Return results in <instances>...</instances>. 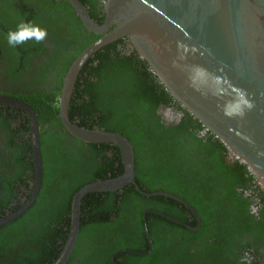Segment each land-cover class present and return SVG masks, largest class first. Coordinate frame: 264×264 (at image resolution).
<instances>
[{
    "label": "trees",
    "instance_id": "obj_1",
    "mask_svg": "<svg viewBox=\"0 0 264 264\" xmlns=\"http://www.w3.org/2000/svg\"><path fill=\"white\" fill-rule=\"evenodd\" d=\"M16 1L4 0L1 8L5 18L0 19V63L5 67L4 78L22 89H0V95L21 100L34 111L40 128L43 175L35 202L15 221L0 227V264H54L68 238L74 194L87 184L121 175L123 168L115 145L81 142L64 129L59 118V97L66 73L81 52L100 36L81 24L65 0H40L37 11L22 10L31 6L29 0ZM78 1L94 22L102 23L104 12L95 6L96 0ZM22 20L46 29V40L10 47L7 32ZM128 41L124 38L108 44L84 64L72 93L69 120L82 128L125 137L134 151L135 179L140 189L147 194L161 192L181 199L198 215L200 229L191 232L157 214L187 223L191 213L184 205L160 195L143 196L132 185L115 192L91 193L82 199L80 232L67 264L98 261L97 254L82 256L76 251L83 243L81 233L88 226L93 232L87 244L96 250L99 246L110 247L113 241L109 243L107 238L95 235L110 236L108 231L115 228L110 217L115 213L126 223L134 221L135 236L124 227L125 232H116L121 236L116 246L147 250L142 221L145 210H150L146 219L154 249L150 256L136 255L143 261L160 260L165 254L162 236L168 237V231L191 238L231 235L236 248L247 237L243 249L261 248L264 200L259 215H252L249 199L238 191L242 186L251 188L249 183L254 182V177L238 161L225 160L228 149L213 134L208 132L204 138L196 135L204 127L174 102L135 50H125L131 49ZM171 102L183 116L177 123L165 126L157 111ZM33 178L28 117L19 109L0 105V218L18 210L30 198ZM260 192L259 197L264 199V191ZM191 225L195 226L194 220ZM129 235L134 238L127 241ZM251 235H256L258 244L250 240ZM198 241L207 254L215 253V244ZM109 253H104L106 264H112ZM175 256L166 264L176 263Z\"/></svg>",
    "mask_w": 264,
    "mask_h": 264
},
{
    "label": "water",
    "instance_id": "obj_2",
    "mask_svg": "<svg viewBox=\"0 0 264 264\" xmlns=\"http://www.w3.org/2000/svg\"><path fill=\"white\" fill-rule=\"evenodd\" d=\"M81 24L99 35L71 63L59 97V118L75 139L88 144H112L120 153L123 172L115 178L96 181L80 188L71 200L67 241L54 264H67L78 239L80 206L91 193L122 190L132 185L143 196L160 195L194 210L181 199L167 193L147 194L135 179V158L130 142L120 134L87 129L73 124L68 109L78 75L88 59L101 48L128 38L135 51L148 63L165 89L185 111L209 129L227 149L231 161L246 166L264 190V0H109L103 5L101 24L94 22L78 0H65ZM114 27V28H113ZM193 49L178 50L177 43ZM184 55L185 59L178 57ZM176 61L178 67L173 66ZM194 66L226 77L233 86L245 90L255 107L244 118H226L218 105L224 99L202 95L189 86L188 74ZM223 71H219V69ZM214 87L210 85V88ZM0 105L26 114L30 126V145L34 178L30 198L18 210L0 218V227L15 221L35 202L42 186V159L39 125L34 111L21 100L0 95ZM250 138L251 143L248 139ZM150 210H145V215ZM157 214L174 221L170 217ZM180 224V223H179ZM199 227V221L196 228ZM192 230V229H191ZM147 236V235H146ZM150 243V240L147 236Z\"/></svg>",
    "mask_w": 264,
    "mask_h": 264
},
{
    "label": "flooded vegetation",
    "instance_id": "obj_3",
    "mask_svg": "<svg viewBox=\"0 0 264 264\" xmlns=\"http://www.w3.org/2000/svg\"><path fill=\"white\" fill-rule=\"evenodd\" d=\"M20 1L21 0H17L16 2H20ZM60 1L61 0H58L57 2H60ZM37 3L40 4L41 1L40 0H29L28 4H31V6L30 5L26 6L22 10L28 11V10L34 9L35 11H37V7H36ZM3 4H4V0H0V19L5 18L3 15V11L1 10ZM95 6L98 8H103V4L101 3V0H96ZM19 18H20V15H19ZM19 18L17 17L16 21ZM125 50H128L129 52H131L132 50H135V49L131 45V49H125ZM136 55L137 57H139L140 60L144 62L146 61L138 53ZM128 56L131 57L133 55H128ZM3 65H4L3 63H0V89H17V88L22 89V86L18 87V85L14 83L10 84L8 80L4 78L3 73H4L5 67ZM174 102L176 103V101ZM157 114L161 118V123L165 124V126H169L173 124L174 122L177 123L183 116L182 110L177 108V106L173 102L169 103L168 107L164 106L163 108L158 109ZM14 126L15 124H12V127ZM198 132L199 131L196 132V135L198 134ZM225 160L226 161L228 160L227 162H229L230 160L231 162V159L228 154L227 156L225 155ZM100 181H103V180H100ZM249 185L251 188L245 189L242 186L240 187V189H238V191L242 192L243 195L249 199V202L251 203L249 207L250 213L252 215L258 216L260 209H261L260 205L262 201L264 200V199H261L262 197L261 198L259 197V194L261 193L260 191H264V190L258 187L256 179H254V182H250ZM81 207H82V203L80 206V214H81ZM253 208H256L255 212H253ZM190 213H191L190 215H187L188 216L187 223L180 221L178 219H174V218L172 219L179 222L180 224L174 221H171V220L169 221L176 225H180L191 232H197L200 229V224H201L200 219L198 215L195 216L191 211ZM146 214L143 215L142 221H143V231H144L147 245H148L147 250H145L144 247H141L143 248L142 250H138V249H131V248H120L119 246H116V243L119 242L118 241L119 237H121L119 233L117 234L116 232L124 231V227H127L129 229L128 234H131L132 236H134L132 234L134 232L132 230V225L134 224L133 223L134 221H129L128 223H126L127 221L124 217L116 218V213H115L113 216L110 217V220L113 221L115 224V228L112 231L110 230L108 231L110 236H108L107 234L106 235L105 234L95 235V236H100L101 239L107 238L109 243L113 241L110 247L99 246L96 250L93 248V245L87 244L89 237H92L91 233L93 232V229H91L88 226H84L85 229L83 228V231L81 233L83 243L78 245L76 251H78V254L81 253L82 256L90 255V257H92L95 254H97L96 256L98 258V261L95 262V264H106L103 262L104 253L106 251L111 253V255L109 256V261L112 264H166L168 261H170L173 254L176 255L175 256L176 263H171V264H247V259L249 257L251 258V264H264V246L256 250H253V251L252 249H247V248L243 249V247L246 246L249 240L247 237L243 238V245L236 248L237 243L234 244L235 240L231 241V238H232L231 235L222 236L219 238L215 236L209 237V238L205 236L202 238H191V237L186 236L185 234L175 233L171 231L167 232L168 237L171 236L170 240L168 237L162 236V240H161L162 252L165 254L160 257V260L157 262L156 261L153 262L151 259L150 261L147 259L143 261L141 258L136 257V255H139L140 257L150 256L153 253V249H154L152 242L150 240V236H149L150 234L148 232V220L146 219ZM193 220L195 221L194 227H192L191 225ZM198 221H199V227L193 230L194 228L197 227ZM116 222H118L119 224V227L117 229H116ZM79 228H80V225H79ZM104 231H107V230H104ZM79 232H80V229H79ZM84 232H86V234H84ZM146 235L148 236L150 243ZM132 236L129 235L127 241H130L135 237V236L134 237ZM255 236L256 235H251V237L253 238H251L250 240L253 243L258 244L259 240L257 238H254ZM198 239L206 240V243L215 244L216 245V247L214 248L215 253L213 255L211 254V252L207 254V251L203 250V246L200 245V241H198ZM105 260L107 261V257H105Z\"/></svg>",
    "mask_w": 264,
    "mask_h": 264
},
{
    "label": "clouds",
    "instance_id": "obj_4",
    "mask_svg": "<svg viewBox=\"0 0 264 264\" xmlns=\"http://www.w3.org/2000/svg\"><path fill=\"white\" fill-rule=\"evenodd\" d=\"M101 3L106 7L109 0H101ZM48 32L46 29L40 27L38 24H34L31 21L25 22L21 21L16 25V28L9 30L6 35L7 44L16 48L29 41H34L35 43H42L46 40ZM178 50H183L184 52L192 51L183 43H177ZM179 60L185 59L184 55L178 57ZM174 67H178L176 61L173 62ZM223 71V69H219ZM189 86L193 90L200 92L202 95H212L217 99H224L222 105H218L221 108L222 114L229 119L240 118L243 119L247 111H251L255 105L248 97L245 90L237 88L231 84V82L224 76H218L213 73L208 72L205 68L200 66H194L188 74ZM210 85L214 87L210 88ZM209 129L205 126L198 132L199 138H204ZM249 140L250 138L245 137ZM259 156H264V152L258 153ZM256 208H253V212ZM247 264H251V258L247 259Z\"/></svg>",
    "mask_w": 264,
    "mask_h": 264
},
{
    "label": "bare ground",
    "instance_id": "obj_5",
    "mask_svg": "<svg viewBox=\"0 0 264 264\" xmlns=\"http://www.w3.org/2000/svg\"><path fill=\"white\" fill-rule=\"evenodd\" d=\"M32 188V187H31Z\"/></svg>",
    "mask_w": 264,
    "mask_h": 264
}]
</instances>
